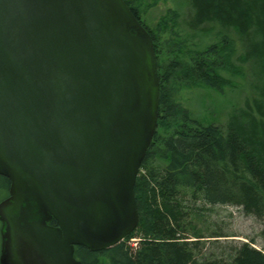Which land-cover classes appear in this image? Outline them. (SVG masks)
<instances>
[{
	"label": "water",
	"instance_id": "water-1",
	"mask_svg": "<svg viewBox=\"0 0 264 264\" xmlns=\"http://www.w3.org/2000/svg\"><path fill=\"white\" fill-rule=\"evenodd\" d=\"M158 97L152 40L123 0H0V264H81L75 246L136 228Z\"/></svg>",
	"mask_w": 264,
	"mask_h": 264
},
{
	"label": "trees",
	"instance_id": "trees-1",
	"mask_svg": "<svg viewBox=\"0 0 264 264\" xmlns=\"http://www.w3.org/2000/svg\"><path fill=\"white\" fill-rule=\"evenodd\" d=\"M186 1L191 14L187 25L200 41L185 52L178 40L176 44L171 40L169 49L177 45L179 55L190 53L188 62L160 58L158 30L168 28L172 38L177 36L166 22L168 17L151 30L130 7L150 35L156 55L157 128L135 181L136 229L124 241L101 251L75 247L81 264H264V253L247 243L226 247L223 259L222 255L206 256L201 252L204 240H199L204 237L190 224L197 200L202 205L240 206L244 213L264 220V0ZM229 31L242 42L244 60L261 87L243 107L234 108L222 126L194 119L181 103V90L221 89L222 71L234 56L225 35ZM8 185L9 180L0 176V188L7 191ZM131 238L140 240L137 248L128 243Z\"/></svg>",
	"mask_w": 264,
	"mask_h": 264
},
{
	"label": "rangeland",
	"instance_id": "rangeland-1",
	"mask_svg": "<svg viewBox=\"0 0 264 264\" xmlns=\"http://www.w3.org/2000/svg\"><path fill=\"white\" fill-rule=\"evenodd\" d=\"M129 7L134 8L141 22L151 30H155L156 25L161 19L167 18L169 26L174 27L177 36L172 38L168 28L165 31L158 30L159 55L162 62H169L174 58H185L187 62L190 59V53L187 57L179 55L177 45L174 49H169L171 40L183 47L185 52H190L196 48L200 38L190 32L187 21L190 17L189 5L186 0H125ZM218 31V30H217ZM216 32V31H215ZM216 34V33H215ZM230 39V45L233 44L234 56L230 59L232 71L223 73V88L218 91L205 89L199 86L185 88L181 90V103L183 107L189 109L194 119H203L207 123L224 126L227 117L235 108L243 107L246 100L253 98L257 91V84L253 82L254 74L250 72L249 63L245 62V48L233 31L225 33ZM244 78H241L242 75ZM256 79V78H255ZM253 84H249V83ZM233 85V86H232ZM240 86V87H239ZM234 109V110H235ZM233 110V111H234ZM7 191L0 188V200L6 196ZM195 212L190 216V224L197 231V234L203 236L202 253L206 256H220L225 258L226 247H238L242 243H247L251 247L264 253V220L248 215L240 207L232 205H207L197 200ZM188 234H192L191 227H188ZM231 235L228 237H216V235ZM213 236V237H209ZM139 239L134 238L128 243L139 244ZM224 250L223 252H221Z\"/></svg>",
	"mask_w": 264,
	"mask_h": 264
},
{
	"label": "bare ground",
	"instance_id": "bare-ground-1",
	"mask_svg": "<svg viewBox=\"0 0 264 264\" xmlns=\"http://www.w3.org/2000/svg\"><path fill=\"white\" fill-rule=\"evenodd\" d=\"M232 47H233V44H232ZM233 50H234V48H233ZM226 65H227V66H226V69L222 71L223 73H225V72H227V71H232V69H233L232 66H231V63L229 64V62H228ZM249 69H250V72H251V74H252V73H253L252 68L249 67ZM244 77H245V75L243 74V75L241 76V78H244ZM253 82H255L256 84L258 83V84H257V85H258L257 88H260V87H261V86H260V83L255 79V77H254V79H253ZM249 84L251 85V84H253V83L250 82ZM232 86H233V85H232ZM239 87H240V86H239ZM220 88H223V86L221 85ZM257 88H256V89H257ZM253 98H254V97H253ZM251 99H252V98H251ZM236 207H240V206H236ZM240 208L242 209V207H240ZM242 210H243V209H242ZM133 245H134V244H133ZM133 245H132V246H133ZM137 245H138V244H136V245L134 246V248H137Z\"/></svg>",
	"mask_w": 264,
	"mask_h": 264
}]
</instances>
